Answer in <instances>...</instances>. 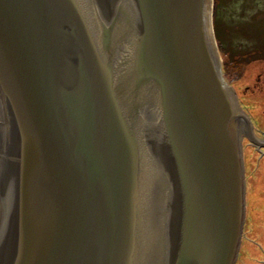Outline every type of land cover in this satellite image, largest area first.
<instances>
[{"label":"water","instance_id":"water-1","mask_svg":"<svg viewBox=\"0 0 264 264\" xmlns=\"http://www.w3.org/2000/svg\"><path fill=\"white\" fill-rule=\"evenodd\" d=\"M252 133L214 0H0V264H235Z\"/></svg>","mask_w":264,"mask_h":264},{"label":"flooded vegetation","instance_id":"flooded-vegetation-1","mask_svg":"<svg viewBox=\"0 0 264 264\" xmlns=\"http://www.w3.org/2000/svg\"><path fill=\"white\" fill-rule=\"evenodd\" d=\"M221 0H215L216 5ZM229 4L241 0H229ZM260 4V0H248ZM259 10V9H258ZM244 87L233 86L242 109L251 120L253 138L243 137L246 180V214L241 245L236 260L247 258L248 264H264V66L246 67ZM242 264H245L243 262Z\"/></svg>","mask_w":264,"mask_h":264},{"label":"rangeland","instance_id":"rangeland-1","mask_svg":"<svg viewBox=\"0 0 264 264\" xmlns=\"http://www.w3.org/2000/svg\"><path fill=\"white\" fill-rule=\"evenodd\" d=\"M214 0V30L226 80L242 92L246 69L264 66V0ZM259 9V10H258ZM243 101L242 97L240 102ZM239 102V103H240ZM240 257L237 264H248Z\"/></svg>","mask_w":264,"mask_h":264}]
</instances>
